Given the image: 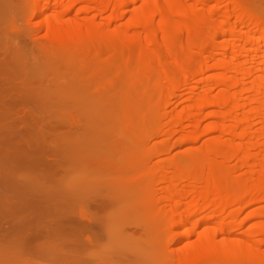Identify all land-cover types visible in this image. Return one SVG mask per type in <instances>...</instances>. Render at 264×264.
Returning a JSON list of instances; mask_svg holds the SVG:
<instances>
[{
	"label": "bare ground",
	"instance_id": "6f19581e",
	"mask_svg": "<svg viewBox=\"0 0 264 264\" xmlns=\"http://www.w3.org/2000/svg\"><path fill=\"white\" fill-rule=\"evenodd\" d=\"M211 1L214 3L210 4ZM33 3L32 15L38 20L31 24L46 31L45 37L52 42L49 47L58 52V60L42 52L44 45L35 41L31 45L39 46L38 55L34 54L35 50L29 51L32 48L27 52L10 43L8 48L7 36L12 37V31L15 36L26 34V27L31 25L29 21L27 26L21 23V27L15 20L8 21L9 18L0 24V35L4 32L2 35L6 36H2L5 41L0 36V43H4L0 44V119L18 123L20 134L13 152L0 150V165L6 166V161L12 163L7 171L0 173V205H13L16 216V212H23L17 216L18 220H9L12 228L18 227L13 232H21L16 240L14 233H7L14 235V242L22 244L21 239L31 238L39 242L41 238L50 245L38 244L35 253L46 258L50 253V258L58 255L59 261L65 259V262L77 254L78 258L79 255L89 258L87 262L83 258L84 264H148L150 261L152 264H264V20L260 19L257 7L247 0H47L44 4L33 0ZM98 15L102 16L100 20ZM246 22L252 27L260 25L261 34L255 37L250 28L251 31L238 28ZM221 35L233 36L236 40L231 37L217 40ZM19 36L10 42L20 41ZM26 41L21 39L20 44ZM56 43L62 45L61 49L55 47ZM70 48L75 52L71 53ZM24 50L25 53L20 52ZM26 52L31 53V65ZM39 55L43 63L38 64L40 60L35 58ZM74 56L80 59L89 56L92 69L102 60L107 62L108 70L117 75L114 73L119 89L124 87V92H120L130 94L134 90L132 95L133 98L136 95L137 102L134 99L133 103L140 102L142 106L132 112L128 105L119 108L124 111H121L123 116L128 115L129 135L140 130L144 143L129 155L117 151L118 144L114 150L109 147L113 143L107 136L109 133L103 127L105 135L97 127L101 116L92 117L96 119V123L92 119L93 133L88 131L86 135L87 132L79 129L80 120L71 115L68 122L65 120L64 130L60 125L57 127L61 132L58 128L49 129L47 142L43 146L38 143L34 150L32 133L39 121L37 118L43 114L36 110L37 103L41 105L40 101L45 102L49 95V101H53V94H57L53 101L57 105L71 97L80 103L81 97L86 99L85 85L68 96L60 86L61 78L55 77L53 83L50 76L69 66ZM60 57L66 59V64L58 65ZM47 58L53 61L54 69L52 65L47 68ZM34 67L43 70L37 73ZM136 77L142 80L139 84L131 81ZM29 83L35 86L29 88ZM149 91L152 96L148 95ZM174 97L181 98L179 103L176 100V109L161 112ZM182 101L187 105L183 107ZM21 103L25 107L18 109ZM1 120L0 141L6 143ZM46 121L49 122L45 118ZM53 123L44 126L48 128ZM123 132L119 139L127 143L128 132L125 135ZM210 133L214 137L206 138ZM202 135L206 139H202L200 148L186 150L178 157L158 158L159 152L170 150L168 144L173 138L188 142L187 139L198 140ZM152 138L162 140L159 144L162 147L160 150L151 147L154 152L145 155L147 160L140 166L136 158L139 161L138 157L150 151L146 142ZM79 147L84 149H80L82 153L88 148L86 157H77ZM61 150L64 153L58 156ZM88 153L91 156L87 158ZM155 156L158 159L153 162ZM132 168H136L135 173ZM23 170H35V173L24 185H19L18 181L25 179ZM137 172L140 175L136 177ZM96 176L100 183H95ZM10 192L14 194L8 199ZM135 209L138 210L133 215ZM140 209H147L149 214H141ZM127 210H131L130 214ZM142 215L147 218L141 219ZM175 216L181 220L171 224ZM6 217L3 215L0 220ZM185 222L192 224L179 231ZM245 225L248 228L243 231ZM127 227H133L129 236L136 234L135 251L141 250L139 242L143 237L140 241L139 231H144L147 238L155 234L156 240L167 237L170 242L166 245V239L157 241L159 245L165 244L163 249L160 245L159 253L155 247L147 251V244L138 252L125 253L126 248L122 252L118 249L120 245L113 249L112 244L122 233H130L125 231ZM156 233L160 234L159 238ZM1 234L4 238L5 233ZM156 240H152L155 245ZM143 241L145 244L146 240Z\"/></svg>",
	"mask_w": 264,
	"mask_h": 264
},
{
	"label": "rangeland",
	"instance_id": "374dc122",
	"mask_svg": "<svg viewBox=\"0 0 264 264\" xmlns=\"http://www.w3.org/2000/svg\"><path fill=\"white\" fill-rule=\"evenodd\" d=\"M6 1V2H5ZM47 0H41V4H44L45 2H46ZM53 1V0H52ZM226 0H224V2H225ZM247 1H249V3H250V5L252 6V4L253 5H255L257 8V10H258V13H259V15L261 16V18L260 19H262V21L264 20V0H247ZM212 3H214V2H210V4H212ZM252 3V4H251ZM33 0H3V2H2V0H0V24L4 21V20H7L8 18V21H13V20H15V23L16 24H19L20 25V27H21V23H23L24 24V22H25V26H27L28 25V21L30 22V24L31 23H33V22H35L36 20H38L37 18L35 19V18H33V10H32V6H33ZM136 6H138V5H136ZM132 8V7H131ZM225 9V8H224ZM228 9H230V8H228ZM222 11H224L223 10V8H222ZM227 12H230V11H228L227 10ZM226 12V13H227ZM129 16H130V14H128V16H126L125 18H124V22L129 18ZM259 16V17H260ZM29 18V20H28V18ZM102 16H100V15H98V20H100V18H101ZM3 18V19H2ZM220 19H224V17L222 18V17H220ZM2 21V22H1ZM26 21H27V23H26ZM231 22H233V20L231 19L230 20ZM5 22V21H4ZM14 22V21H13ZM22 24V25H23ZM29 24V25H30ZM241 25V26H240ZM240 25H238V28L239 29H241V30H245V31H247L249 28L252 30H250L249 29V31H251L252 33H253V31H254V36L256 37V36H258L259 34H261V32H260V28H261V26L260 25H257V27H252L251 25L252 24H250V23H247L246 22V24H240ZM245 25H247V27L245 26ZM254 26H255V24H253ZM23 27V26H22ZM243 27V28H242ZM244 27H246V28H244ZM259 27V28H258ZM1 28V27H0ZM28 28V30H26ZM238 28H236V29H238ZM255 28H256V31H255ZM4 29V28H3ZM26 34H23V36H22V33L21 32H19V33H21V34H17L16 36H18V35H20L19 37H17V39L18 40H20L21 41V39L23 40L24 39V41H26L25 43L27 44V45H25V43L24 44H22L23 42H21V44H20V41H15V40H13L14 42V44L15 45H13V43L12 42H10L11 41V39H14V38H16V36H15V31H12L13 33H12V37H10L11 35H8L7 36V39H10L9 40V42H8V44H7V46L9 45V43H10V45L12 46V47H15V48H18V49H20V50H23L24 48H25V50H27V52H28V50L30 49V48H32L33 50H29V51H34V52H36V53H34V54H36V55H38V52L36 51L38 48H39V46L36 48H33L34 46H32L31 45V43H34L33 41H35V43H37V44H39L40 45V43H42V45H44V47H45V49H42V52H45V53H47L52 59H54V58H56L57 60L59 59V57H58V52L55 50V48L53 49L52 47H49L51 44H52V42L47 38V36L45 37V34H46V31L44 30V29H40V28H38V27H36L34 24H31L29 27H26ZM238 29V30H239ZM6 30V29H5ZM4 30V31H5ZM23 28H22V32H23ZM18 31V30H17ZM19 31H21V28H20V30ZM131 32L133 31V29L132 30H130ZM210 31V30H209ZM11 32V31H10ZM9 32V33H10ZM260 32V33H259ZM6 33V32H5ZM29 33V34H28ZM210 33V32H209ZM2 34H4V32L2 33ZM0 35L1 37L3 36V35ZM13 34H14V36H13ZM21 36H22V38H21ZM3 37H6L5 35L3 36ZM2 37V38H3ZM227 37V38H226ZM231 37V39H235L233 36H228V35H221L220 36V38L218 37V39L217 40H229V38ZM6 39V38H5ZM236 40V39H235ZM234 40V41H235ZM1 41V40H0ZM2 41H5L4 40V38L2 39ZM16 42V43H15ZM18 42V43H17ZM56 42V41H55ZM241 41H236V43H240ZM3 42H1L0 44H2ZM4 44V43H3ZM6 44V43H5ZM57 44V45H56ZM55 44V47L56 48H58V49H61V46L59 45V43H56ZM9 45V49H10V46ZM18 45V46H17ZM23 45H24V47H23ZM1 46V45H0ZM4 46V45H3ZM36 46V45H35ZM21 47V48H20ZM42 48H43V46H41ZM23 48V49H22ZM52 50H51V49ZM71 49V48H70ZM1 50H3V48H1ZM5 50H6V48H5ZM4 50V51H5ZM25 50L24 51H20V52H24L25 53ZM40 50H41V48H40ZM54 50V51H53ZM73 50H74V52H75V49H71L70 51H71V53H74L73 52ZM9 51V50H8ZM13 51V50H12ZM19 51V50H18ZM59 51V50H58ZM27 52H26V55H27V57H28V62H29V58H31L32 56H31V53L30 54H27ZM14 53V52H13ZM13 53H12V55H13ZM15 53H16V51H15ZM33 53V52H32ZM45 53H44V59H45ZM76 53H77V50H76ZM10 54H11V52H10ZM35 55V56H36ZM18 57H19V55H17ZM25 56V55H24ZM40 56L41 55H39V57H37V58H35L36 60H40L39 62H37L38 64L41 62V63H43V61H41V59H39L40 58ZM17 57V58H18ZM21 57H23V55L21 54ZM27 57H25V58H27ZM48 57V56H47ZM20 58V57H19ZM24 58V57H23ZM44 59H42V60H44ZM25 60V59H24ZM47 60H49V58H47ZM60 60L61 61H58V65L61 63V64H66V59H64V58H62V57H60ZM100 60V59H99ZM102 60V59H101ZM100 60V61H101ZM31 61L33 62V59H31L30 60V62L28 63L29 65H31L30 63H31ZM69 61V60H68ZM70 61H71V63H68V65L69 66H67L66 68L65 67H63V68H61V66H60V70H59V72H57V70L55 69L54 71H56L57 73L56 74H54V72H53V74H54V76L51 74L50 76L52 77V79H53V83H54V78L55 77H60L61 79H60V81H61V84H60V86H62V88L65 90V94L67 93V95H68V93H69V95L70 96H72L70 93H72V92H76V90L77 89H80L81 88V86H83V85H85L86 86V89L84 90V92H85V94L87 95V96H84L86 99H84V98H82L81 97V99H83V100H86V102H84L83 103V100H82V103H83V105H82V103H80V101L79 100H76L75 99V97H71V99H69V100H66V101H64L63 102V100H62V102L61 101H59L60 103L57 105V103H56V101L55 102H53L54 100H55V98L57 97L56 95L57 94H53L54 96L52 97L53 98V101H52V99H50V101H49V96H47L48 97V99L46 98L45 100V102H41L40 101V103L39 104H41V105H38V103H37V106H39V107H37V109L36 110H38L39 111V113H43L41 116L43 117V116H46V117H43V118H41V116H40V119H38L37 118V120H39V121H37V126H36V129H35V131H33V133H32V139H33V148H34V150H36V148H37V146H38V143L40 144V143H42V146L44 145V141H46L47 142V133H48V130L49 129H57L58 131H60L61 132V128L64 130V127H66V123L69 121V118H75V119H79L80 121V123L78 124V126L80 127L79 129L81 130V131H84V132H87V133H85L86 135L88 134L89 135V133L92 131V129H94L93 127H94V125H95V123H96V119L95 118H92V117H98V116H101V119H100V121L99 122H97L98 124V126L97 127H99L100 128V130L103 132V134H105L106 135V133H109V134H107V136L109 137V140L111 139L112 141H111V143H112V145L110 144V143H108V145H109V147H111V149L112 150H114L116 147H117V144H118V147H120V149H116L117 151H120L121 153H123V151H125V152H127L128 153V155L131 153V151L133 152L135 149H137V147H139L140 145L142 146L143 145V143L144 142H142L143 140H144V137L142 138L141 137V135H142V133L140 132V130L138 131V130H136V132H135V134H130L129 135V130H128V126H130L129 125V123H128V121H129V119H128V115L125 117V116H123L122 115V112H124L123 110H121V108H119V107H122L123 108V105L124 106H126V105H128L127 107H129L130 109H131V111L130 112H132V111H134V110H136V108H139L140 106H142L141 104H140V102L138 103V105H137V98L135 99V97H136V95L134 96V98H133V95H132V91L134 92V90L132 89V91H131V93L130 94H128V93H126L125 92V94L124 93H122V91L124 92V87L122 88V89H119V87H118V85L116 84V77H117V75H116V73L114 72V71H111V70H108V68H107V65H106V63L107 62H103V60L99 63L98 61V66L96 67V68H94V69H92V68H89V66L91 65V62H92V59L89 57V56H87V57H85V58H83V59H80V58H78L77 56H74V58H72V59H70ZM25 62V61H24ZM55 62V61H54ZM44 63H45V61H44ZM56 63V62H55ZM105 63V64H104ZM47 64V68H48V66L50 67L52 64H53V61L52 60H49V62H47L46 63ZM28 65V67L27 68H29L30 66ZM35 65H37V64H35ZM45 66V65H44ZM26 67V66H25ZM31 67H33V66H31ZM46 67V66H45ZM52 67H53V65H52ZM55 67V66H54ZM54 67H53V69H54ZM34 69H35V71H37V73L42 69L43 70V68L41 67L40 68V70L38 69V67H37V70H36V67H34ZM41 70V71H42ZM40 71V72H41ZM46 71V70H45ZM49 72H50V70H49ZM113 72V73H112ZM43 74H45V72L43 71L42 72ZM114 73H115V76H114ZM47 76V75H46ZM140 76H142V75H140ZM50 77V78H51ZM137 78V79H136ZM134 80L132 79H129V80H131V81H134L135 82V84H139L142 80H141V78L139 79L138 77H136ZM58 80V79H57ZM130 81V82H131ZM60 82L58 81V84H59ZM133 82H131V84H132ZM48 84V83H47ZM127 84H129V83H127ZM50 85H52V84H50ZM35 86V84L34 83H29L28 84V87L29 88H33ZM49 87V85H46V87ZM127 86H129V85H127ZM52 87V86H51ZM50 87V88H51ZM131 88V87H130ZM49 89V88H48ZM129 89V88H128ZM64 90H62V91H64ZM71 90V91H70ZM120 90H122L121 92H120ZM127 90V89H126ZM129 92H130V90H129ZM183 92V94H182V96L184 95V92L185 91H182ZM77 93V92H76ZM186 94V93H185ZM68 95V96H69ZM82 95V94H81ZM124 95H126V96H124ZM148 95L149 96H152L153 95V93L151 92V91H149L148 92ZM51 96H52V94H51ZM74 96V95H73ZM76 96H78L77 94H76ZM185 96L186 95H184V97L183 98H185ZM51 98V97H50ZM62 98H63V96H62ZM66 98V97H65ZM69 98V97H68ZM77 98V97H76ZM179 97H177V98H173L172 99V101L168 104V105H166V106H164V108L161 110V112H171V110L173 109V107H174V109H176L175 108V106L177 107V103H179V101L181 102V98H180V100L178 99ZM58 99H59V97H58ZM80 99V100H81ZM136 100V102H134L133 103V100ZM44 100V99H43ZM48 100V101H47ZM60 100V99H59ZM88 100V101H87ZM123 101V102H121L122 103V105H121V103H119V101ZM134 100V101H135ZM176 100H178L177 101V103H176ZM52 101V102H51ZM47 102V103H46ZM79 102V103H78ZM183 102V101H182ZM24 103V102H23ZM23 103H21V105H17L18 106V109H20V108H23V107H25V104L24 105H22ZM31 103V102H30ZM54 103H56V104H54ZM86 103V104H85ZM124 103V104H123ZM126 103V104H125ZM19 104V103H18ZM33 103H31L30 105H32ZM35 104V103H34ZM120 104V106H118ZM140 104V105H139ZM177 104V105H176ZM183 107L184 106H186L187 105V103L185 104L184 102L183 103H180ZM179 104V106H178V108L180 109V107H182L181 105ZM183 104H185V105H183ZM27 106H28V103H27ZM35 107L36 108V104L35 105H32L31 107ZM136 106V107H135ZM41 107V108H40ZM126 107V108H127ZM132 107V108H131ZM39 108V109H38ZM126 108H124V110L126 109ZM177 108V109H178ZM15 109H16V107H15ZM117 109V111L116 112H118V111H120V112H118V113H114V110H116ZM134 109V110H133ZM178 109V110H179ZM41 111V112H40ZM43 111V112H42ZM45 111V112H44ZM122 111V112H121ZM128 111V110H127ZM126 111V112H127ZM129 112V111H128ZM60 114V115H59ZM95 114H98V115H95ZM114 114L115 115H117V116H114ZM127 114V113H126ZM72 115V116H71ZM71 116V117H70ZM52 117V118H51ZM45 118H46V120H49V122L48 121H46L45 122ZM66 118V119H65ZM44 119V120H43ZM50 119H52V120H54V123H56V124H54L53 123V121L51 120L50 121ZM92 119H95V123H93L94 122V120H92ZM1 120V119H0ZM42 122H41V121ZM63 120V121H62ZM67 122H66V121ZM2 121V120H1ZM12 121V120H11ZM93 121V122H92ZM3 123H4V128H3V130H2V134L5 136V140H6V143H5V141L3 142L2 140L0 141V150H4L5 149V151L7 152V153H9V152H13L14 151V149H15V145H16V141H17V139H20V137L18 138V136L20 135L19 134V132H17V128H18V123L17 124H15V123H13V122H8V120H7V122H6V120L5 121H2ZM39 122V123H38ZM50 122H52L53 124L52 125H49V127L48 128H46L45 126H44V124H47V126H48V124L50 123ZM60 122V123H59ZM2 123V124H3ZM43 123V124H42ZM58 123V124H57ZM128 123V124H127ZM8 124V125H7ZM63 124H64V126H63ZM94 124V125H93ZM100 124V125H99ZM108 124V125H107ZM7 125V126H6ZM38 125L39 126H41L42 128H40L39 129V127H38ZM57 125H60L59 127H61V128H59V127H57ZM93 125V126H92ZM104 125V126H103ZM35 126V125H34ZM63 126V127H62ZM102 126V127H101ZM38 127V128H37ZM104 127V128H103ZM132 127V126H131ZM98 128V129H99ZM102 128H103V130H105V132L102 130ZM132 129V128H131ZM131 129H130V132H131ZM138 129V128H137ZM88 131H89V133H88ZM121 131L124 133V135H125V132L127 131L128 132V137H127V140H126V142L127 143H125V139H123L124 140V142H123V140H120L121 139ZM36 132V133H35ZM84 132H83V134H84ZM127 132H126V134H127ZM143 132V131H142ZM92 133H93V131H92ZM117 134H118V137H117ZM141 134V135H140ZM120 135V136H119ZM216 135V134H215ZM24 136V135H23ZM203 136V135H202ZM202 136L197 140V139H192V140H190V139H187V140H189L188 142H182L181 141V138L180 139H175V138H177V137H175V138H173L172 140H170V144H168L169 146H170V150L168 151V152H159L160 154L158 155V158H162V159H164V158H170V157H178V156H180V155H182L183 154V152H185L186 150H189V151H191V150H195V149H198V148H200L202 145H203V143L202 142H204V141H202V139H204L205 138V136H206V138L208 137H214V135H213V133H210V134H206L205 136H203V138H202ZM119 137H120V139H119ZM125 137V136H124ZM119 140H118V139ZM143 140H142V139ZM205 138V139H206ZM161 139V138H160ZM164 139V138H163ZM109 140H107L108 142H109ZM129 140V141H128ZM151 140V139H150ZM157 141L159 140V139H156ZM120 141H122V142H120ZM157 141H155V138H152V140L149 142V141H147L146 142V147H147V149L149 148H151V147H154L155 149L157 148L158 150H160L161 149V147H162V145H159V144H161L162 142V140L159 142L158 141V144L156 143ZM175 141V142H174ZM186 141V140H185ZM120 143H121V146H120ZM125 143V144H124ZM148 143V144H147ZM106 144H107V142H106ZM122 144H124V145H122ZM60 145H61V142H60ZM153 145H155V146H153ZM90 146V145H89ZM109 147H107L108 149H109ZM115 147V148H114ZM78 149V148H77ZM80 149H82V150H84L83 148H81V147H79V150H76V155H77V157L79 158V157H81V158H84V157H86V155H85V153H87V152H89V150H88V148H87V150H85V153H82L81 151H80ZM92 149V148H91ZM96 149V148H95ZM94 149V150H95ZM155 149H150V151L149 152H146L145 154H143L140 158L138 157V159H139V161L137 160V158H136V161H137V164L139 165L140 164V166H141V163L143 162V160L144 159H146L148 156H149V154H151V153H153L154 152V150ZM191 149V150H190ZM93 150V151H94ZM115 150V151H116ZM64 150H61V151H59V153H58V156H60V154H63L64 152H63ZM91 151V150H90ZM101 151V150H100ZM116 151V152H117ZM79 152V153H78ZM120 152H119V155H120ZM130 152V153H129ZM156 152V151H155ZM81 153H82V156H81ZM96 153H98V150L96 151ZM166 153V154H165ZM91 154H94V153H92L91 152ZM83 155H85L84 157H83ZM121 155H127V154H121ZM145 155H148V156H146V158L144 157ZM2 156V155H1ZM91 156V155H90ZM89 156V153L87 154V158L88 157H90ZM127 157V156H126ZM154 159H153V162L156 160V159H158L156 156L155 157H153ZM149 159H150V157H149ZM147 160V159H146ZM150 160H152V157H151V159ZM134 161V160H133ZM136 163V162H135ZM6 166L5 165H0V173H2V172H5V171H7L9 168L8 167H10V166H12V163L10 162V161H6ZM131 166H132V162H131ZM135 166V165H134ZM140 166H137L136 168H138V169H140ZM5 167H7V168H5ZM136 168H132V172H133V170H134V172L133 173H135V169ZM7 169V170H6ZM131 169V168H130ZM140 171V170H139ZM34 173H35V170H23L22 171V174H23V176H24V180H19L18 181V183H19V185L20 184H23L24 183V181H25V183H26V181H28L29 180V177L31 176V175H34ZM96 174V173H95ZM139 174V172H137L136 174H135V176L137 177V175ZM99 175V174H98ZM127 175V174H126ZM140 175V174H139ZM131 174H130V178H131ZM59 177H60V174H59ZM78 177H79V175H78ZM93 177H95V175L93 176ZM97 178H95V183H100V178H99V176H96ZM133 178V177H132ZM138 178H139V176H138ZM78 179V178H77ZM80 179V178H79ZM104 179H105V177H104ZM135 179H137V178H135ZM97 180V181H96ZM99 180V181H98ZM60 181V180H59ZM79 181V180H78ZM77 181V182H78ZM80 181H81V179H80ZM80 181H79V183H80ZM102 181V180H101ZM105 181V180H104ZM75 182H76V180H75ZM24 183V184H25ZM16 183H14V181H13V185H15ZM23 184V185H24ZM77 184V183H76ZM103 183H101V185H102ZM132 192V191H131ZM131 192H129V193H131ZM11 193V195L10 196H8L7 198L8 199H11L12 198V195L14 194L13 192H10ZM8 194V193H7ZM125 204V203H124ZM144 205V204H143ZM145 205H147L146 203H145ZM13 205H11L10 204V206H7V205H5V206H2L1 207V205H0V219H1V216H3L4 215V217H5V215L7 216L5 219L4 218H2V220H0L1 222H0V232L1 233H5V236H4V238H7L6 239V241H5V239L4 238H2V236H3V234H1L0 233V235H1V240H0V264H68L69 262V264H78V262H80V261H82V262H80V264H82L83 263V258H84V262H87L88 261V259L89 258H87V257H84V256H81V255H79V257L80 258H78V256H77V254H76V259H71V260H69V262H65V259H60L61 261H59V257H58V255H55V253H52V254H54L55 256H57V259H56V257L55 256H52L51 255V258H50V254H48V257L46 258V257H44V256H42V255H40L39 253H35V250H37L38 249V247H39V245H42L43 246V241H42V239L41 238H38V240H39V242H37V239H29L28 241H27V239H25V240H23V239H21L22 241V244L20 243V241L18 242V244H16L14 241L16 240V238H18V237H16V235H18L19 233H21V232H19V230H15V233L13 232V230L14 229H17L18 227L15 225V227L14 228H12V225H11V223H10V221L12 220V219H16L17 218V220L20 218H18L17 216L20 214V216H21V213H23V212H16V213H18L17 214V216H16V214H13V213H15V208L14 207H12ZM148 206V205H147ZM59 207H62L61 205L59 206ZM3 208V209H2ZM145 208V207H144ZM14 209V210H13ZM139 209V208H138ZM137 209V210H138ZM149 213H150V210H151V208H150V206H149ZM137 210L135 209V210H132V212L134 211H136L137 212ZM14 211V212H13ZM123 211V209L121 210V212ZM125 211H126V209H125ZM130 211L131 210H127V212H129L128 214H130ZM140 211H141V214H145V212H146V214H149L148 213V210L146 209H140ZM34 212H36L35 210H34ZM120 212V213H121ZM124 212V211H123ZM123 212H122V215H123ZM133 212V213H134ZM126 213V212H125ZM132 213V214H133ZM35 214V213H34ZM37 214V213H36ZM111 214V213H110ZM127 214V215H128ZM131 214V215H132ZM136 213H134L133 215H135ZM13 215V217H14V215L16 216V217H11ZM121 215V216H122ZM130 215V216H131ZM150 215H151V213H150ZM149 215V216H150ZM113 216H114V214H113ZM139 216V215H138ZM137 216V217H138ZM141 216V215H140ZM34 217H35V215H34ZM87 217H88V215H87ZM87 217H85V218H87ZM116 217V216H115ZM133 217V216H132ZM109 218V217H108ZM144 219L145 218V216L144 215H142V217H141V219ZM146 218H147V215H146ZM145 218V219H146ZM10 220V221H9ZM178 220H181V217L180 216H175V217H173V220H172V222H171V224H174L175 222H177ZM111 221H113V220H111ZM193 222V221H192ZM4 223V224H3ZM5 223H6V225H5ZM1 224H3V225H1ZM191 222H185V223H183V225H180V227L178 228L179 229V231H181V232H183L184 230H185V228H187V227H189V226H191ZM249 224H251V223H249ZM249 224H247V225H249ZM11 225V227H9ZM8 227V228H7ZM2 228V229H1ZM129 228V230H127ZM244 228H248L246 225H245V227H243V231L245 230ZM20 229V228H19ZM127 229L125 230V231H130V233H127V232H125L124 234L122 233V237H120L119 239H117V242H115V244H112V246H113V249H117V247L120 245V247L118 248L120 251H122V252H124V248H126L125 250H127V251H125V253H129V252H134L137 248H135L134 249V247L136 246V245H138V244H136V242L135 241H133V239H135L136 238V234H135V236L132 234V235H130L129 236V234H131V233H133L132 231H133V227H131V229H130V227H127ZM138 230H139V228H137ZM22 230V229H21ZM132 230V231H131ZM140 230H141V228H140ZM24 232H25V230H23ZM143 231V230H142ZM12 232V234L14 233V235H15V240H14V235L12 236V234H7V233H11ZM17 232V233H16ZM19 232V233H18ZM28 232V231H27ZM134 232L136 233V232H138V231H136V229L134 230ZM138 233L140 234V237L138 236ZM137 233V237L139 238V240L142 238V241L141 242H139V246H140V248H141V250H144V248H145V246H146V244H147V251H149L150 249H151V247L154 249V247L156 248V252L157 253H159L160 251H162L161 250V246L160 245H162V249L164 248V246H165V244L167 245V244H169V242H170V239H169V241L167 242V237H164V239L162 238V237H160V239H161V241L159 240V239H157L156 240V236H155V234H153V237H152V235H150V237H149V235H148V238H150V240L147 238V234L146 233H144V231L141 233L140 231ZM7 234V235H6ZM146 234V235H145ZM156 234H158V233H156ZM8 236L9 237H11V238H9L10 240H11V242H12V240H13V242L14 243H11L10 242V240L8 239ZM124 236V237H123ZM133 238H132V237ZM159 236H160V234H158V238H159ZM131 237V238H130ZM151 237H152V239H151ZM172 237V236H171ZM138 238H137V241H138ZM155 238V243H156V245L154 244V242H152V240ZM170 238V237H169ZM184 238V237H183ZM2 239H4V241L2 240ZM130 239V240H129ZM166 239V240H165ZM7 240H8V242H7ZM19 240V239H18ZM44 240H45V238H44ZM119 240H120V243H119ZM122 240V241H121ZM127 240V241H126ZM143 240H146L145 241V244H144V241ZM164 240H165V244L164 243H162V244H160L159 245V243L158 242H164ZM185 238L183 239V243L185 242ZM24 241V242H23ZM130 241V242H129ZM132 241V242H131ZM158 241V242H157ZM7 242V243H6ZM10 242V243H9ZM40 242H42V243H40ZM46 242V241H45ZM149 242H150V244H149ZM151 242H152V244H151ZM126 243V244H125ZM138 243V242H137ZM39 244V245H38ZM136 244V245H135ZM140 244H142V245H140ZM18 245V246H17ZM46 244L44 243V246H45ZM48 245H50V243L49 244H47L46 246L48 247ZM118 245V246H117ZM121 245H122V247H121ZM181 245V244H180ZM45 246V247H46ZM52 246V245H51ZM111 246V247H112ZM129 247V248H128ZM160 247V248H159ZM37 248V249H36ZM40 248H44V247H41L40 246ZM39 248V249H40ZM143 248V249H142ZM157 248H158V250H157ZM46 250H43V249H40L41 251H46L47 252V248H45ZM108 249H111V248H108ZM138 249H139V247H138ZM149 249V250H148ZM140 249L139 250H137V251H135V252H138V251H141ZM41 251H38V252H40L41 253ZM100 253H102V251H101V249L100 250H98ZM98 251H97V253H98ZM103 251H105V249L103 250ZM44 253V255H45V252H43ZM60 254H61V251H60ZM103 254H104V252H103ZM47 255V254H46ZM99 255V254H98ZM101 255V254H100ZM103 256V255H102ZM53 257V258H52ZM44 258V259H43ZM61 258V257H60ZM86 258H87V261H86ZM81 259V260H80ZM56 260H58L57 262H56ZM62 260H64V261H62ZM80 260V261H79ZM49 261V262H48ZM78 261V262H77ZM74 262H77V263H74ZM150 263L152 264V261H150ZM149 262H148V264H150ZM84 264V263H83ZM153 264H159L158 262H155V263H153ZM161 264V263H160ZM164 264V263H163Z\"/></svg>",
	"mask_w": 264,
	"mask_h": 264
}]
</instances>
